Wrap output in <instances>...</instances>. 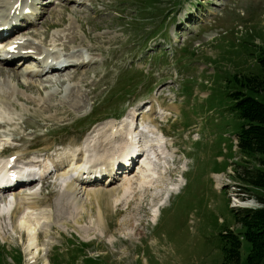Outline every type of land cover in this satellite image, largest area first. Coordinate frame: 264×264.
I'll use <instances>...</instances> for the list:
<instances>
[{
	"label": "rangeland",
	"instance_id": "obj_1",
	"mask_svg": "<svg viewBox=\"0 0 264 264\" xmlns=\"http://www.w3.org/2000/svg\"><path fill=\"white\" fill-rule=\"evenodd\" d=\"M7 1L17 2L8 10L21 16L22 2L0 0V17H10L3 8ZM36 9L10 37L27 39L23 44L37 50L30 47L33 55L15 66L0 62V71L5 70L0 111L1 103L7 108L0 113V139L13 141L3 156L67 158L77 147L88 148L97 126L118 127L136 110L138 128L156 126L176 162L159 167L155 187L126 197L119 176L104 200H67L62 184L74 174L72 165L58 174L62 178L47 180L41 192L40 185L26 186L23 194L37 193L35 201H26L36 209L17 205L10 227L8 218L1 219L0 264H45L46 259L49 264H221L222 235L241 230L232 209L257 207L255 196L261 194L245 180L258 168L264 171V155H246L236 147L242 122L230 94L240 88L236 78L243 81L260 71L255 56L264 49V0H42ZM37 14L42 16L35 21ZM65 47L69 54H63ZM57 51L85 62L25 79L27 71L38 69L39 52L57 58ZM3 87L12 97L4 96ZM151 107L157 111L154 123L145 118ZM90 151L96 154L91 166L97 167L124 149L99 156L97 149ZM133 164L131 177L139 174L136 160ZM217 175L223 179L220 186ZM103 182L94 189H103ZM171 184H180L173 195ZM17 192L1 193L0 206ZM235 198L239 204L232 208ZM160 202L165 205L155 222L152 212ZM22 217L28 224L14 231ZM29 225L36 228L31 235ZM34 237L37 254L35 246L28 248ZM250 249L244 241L242 263Z\"/></svg>",
	"mask_w": 264,
	"mask_h": 264
},
{
	"label": "bare ground",
	"instance_id": "obj_2",
	"mask_svg": "<svg viewBox=\"0 0 264 264\" xmlns=\"http://www.w3.org/2000/svg\"><path fill=\"white\" fill-rule=\"evenodd\" d=\"M16 3H17L16 1H12V3H11V1H7L5 3V6H3V8L5 10L10 11V17L6 21H4L5 15H3V17H0V29L2 28V30H4L3 32L6 31L8 34L2 40H4V39L7 40L8 36L11 34L12 31L17 30V29L20 30L28 24V19H27L28 16L25 15V13L23 11H22L23 12L22 15L19 16V14L17 13L18 10H8V9L13 8L16 5ZM20 5H22V4L20 3ZM22 7H23V5H22ZM20 14H21V12H20ZM29 22H30V24L32 23L31 21H29ZM0 32H2V31H0ZM21 32H23V31H21ZM45 40H46V38H45ZM24 42H27V39L23 40V38H20L18 41L14 42V43H20V45L17 48L13 47V49H12L11 44H13V43L8 41L9 45L5 46L6 47L5 52L4 53L0 52L1 64L2 65L7 64L9 66H11V65L15 66V64H19L21 62H26V59H29L28 56H30L32 54L31 53H23V52H28L30 47L31 48H34V47H32V46L28 47V46H25V44L21 45ZM2 43H1V46H2ZM32 45H35V43H32ZM34 49H36V48H34ZM34 49H32V50H34ZM54 49L59 50L56 47V45H55ZM68 49H69L68 47L63 48V51H62L63 54H69ZM55 54L58 55L57 58L54 57L52 53H49V55H47V56H41L42 54H41V52H39V54H37L38 55L37 57H40V59H41L39 61L40 62L39 69H43V70L42 71L37 70L36 72H34L33 69L29 70L24 74L25 79L29 80V79H34L36 77L41 78L42 76L52 75L57 71L63 72L66 69H68V67L70 65H72V63L73 64L75 63L72 66H77V65H82V63L85 62L83 60L80 61V64H79V62H73L72 61L73 58L71 59V58H69L70 56H64L59 51H57ZM4 72H5V70L0 71V75L3 76L5 74ZM17 77L18 76H14V79H18ZM59 81L63 82V80H59ZM5 83H7V82H5ZM48 84L49 85L53 84V81H51V79H49ZM8 86H9V88L12 89L13 94L15 95V90H13V87L10 85H8ZM25 87H29V86L27 84H25ZM3 88L5 89L4 90V92H5L4 96L5 97H12L10 95L11 90L6 89L5 87H3ZM3 88H2V90H3ZM29 88L33 89L35 87H33V85H32ZM19 89H21V88H19ZM0 92H3V91H1V88H0ZM1 102H3V101H1ZM1 106H2L3 110H1L0 113H4V111H7V108L6 109L4 108V107H6V105L4 103H1ZM135 111L133 110L132 112H130L125 117L123 122L120 123L121 125H119L118 127L115 124L106 125L104 127L97 126V129L93 132V133L96 132V136L94 137V139L92 138L93 140H91V138H89V140L86 141L87 146H88L87 149H93L94 148L95 150L96 149L98 150L97 156H99L100 153L107 154V153L114 151L115 149L119 150V149L123 148L124 149L123 153L120 156H117L115 158V160H107L106 162L103 161L102 164H99V165L94 164L95 166H97V167H94L91 165H93L92 160L94 159L95 156L89 154L88 150L85 151L86 154H88V155L80 154L77 159H76L77 155L74 153L72 155H68L67 158L65 155H59V157H56V158L52 157L55 160L51 159L48 156L49 154L46 155V159H45V161H47L46 169L49 170L52 167H55V169L58 170L57 174L63 170L68 171L69 166L72 165V166H75V169L73 168L74 174H71V175H78L80 170L82 168H84V166H85L83 163L84 162L90 163L87 166V168H89V171H90L89 173L84 172L83 174H79V176L77 178H72L71 175L67 174L69 176L68 178H70V180H68V178L64 177L62 185L65 187V195L67 197V200H70L68 198H71L72 201L76 204L81 203L83 200L85 202H90L93 200H96V201L104 200L105 194L112 191V190H110L111 187H108V183L106 186L103 185V183H102L103 186H101V187H103V189H98V190L96 189L95 190L94 188L95 187L98 188V185H96V184H99L97 182L103 180V176H104L103 173H105V172H107L108 176H111V177L114 174H118L117 176L118 177L120 176L121 179L125 181V184L122 186V191H120V193L124 191V194H122V197H126L128 194H133V191L135 189L142 190V189L153 186L154 185L153 183H155V177H157V175L159 176V172H158V169H160L159 167H161L163 164L166 166L167 162H168V166H171L172 163L174 164L176 162L175 158H172L171 155L168 154V146H170V145L167 144L166 136L164 134L163 135L160 134L159 131H157L153 128H152L153 129L152 130L150 128V125L145 126V127H148L147 128L148 132H151V135H153L154 137L149 138L148 136L144 135L141 131L138 130L137 120H136L137 119L136 116L138 114ZM168 111H169V109H168ZM160 112H161L160 113L161 116H163L165 110L160 109ZM147 113H151V114L149 116H146L145 118L150 119L151 120L150 123H154L153 122L154 119H152L153 118L152 116L157 114V111L155 109L152 110V107H151L148 109ZM6 114H7V112H6ZM8 119H9V116H8ZM161 120H162V122H164L162 118H161ZM130 123H131V125H129ZM133 124H136L134 129H133ZM144 140H145V142H143ZM9 141L11 143L13 142L12 140H9ZM93 142H94V144H93ZM124 143H126V146L123 147ZM8 150H11V148L6 149L4 151H0L1 152L0 153V165H2V164L3 165L4 164L13 165L14 163H16V165H17L21 159H25L27 157V155H24V154L14 153L13 155H8V156L5 154L6 157L3 158L4 152H6ZM139 151H142V155H140L142 160L141 159L138 160V165L139 164L140 165L139 166L137 165L138 166L137 170H138L139 174H138V176L131 177V173L128 174V172L131 171V166L133 164L132 161L134 160L135 157L138 156V154L140 153ZM73 152L78 153L79 150L76 149V151L73 150ZM71 158H73V159H71ZM87 159H88V161H87ZM104 159L106 160L108 158H102V160H104ZM98 161L99 160H97V163H98ZM117 162H119V164H115ZM26 165H27L28 170L32 169V166L29 163H26ZM69 171H71V170H69ZM91 171H92V173H91ZM134 171H135V169H134ZM54 174H56V173H54ZM85 174H87L88 176H85ZM121 174H123V175H121ZM101 175H102V177H100ZM94 176H96V177H94ZM60 177L58 176L57 179ZM118 177H116V178L118 179ZM215 178L218 182V185L220 186V184L222 183L221 181L223 180L222 176L217 175ZM82 179L84 181H81ZM115 181L116 180H112L109 183V185L112 183L115 184ZM106 187H108V188H106ZM154 187H155V185H154ZM150 189H152V188H150ZM9 190L10 189L6 188L1 193L7 194L5 192H10ZM25 190H24V188H20L18 190L17 194H13L12 195L13 200L11 201L12 203H10V204L7 202L2 203L3 204L2 207L0 206V222H1V219H5V218L7 219L8 218L9 227H10V224L12 223L13 217L16 213L15 210L17 209V205H19V204H23L29 210L30 209H34V210L36 209V205H33V203H27L26 201L27 200L33 201L34 199H36L37 193L29 192L30 194L29 193L23 194L22 192H24ZM174 190L175 191L180 190V184L176 188H174L173 191ZM144 192H146V191H144ZM170 193L168 194V197H170V195H171ZM162 196H163V194H162ZM120 198H121V196H120ZM164 205H165L164 202H160L158 204V206H156L153 209V212L151 211L152 212L151 218L153 221H155V222L157 221L158 215L160 214L159 212L161 211V208L164 207ZM26 207H24V209H26ZM25 212H27V211H25ZM101 213L102 212L100 210L99 211V217L100 218H102ZM23 219H24V217H22V223L19 224V226H16V227L14 226L12 228L14 231H18V228H21L23 224H28L29 221H27V220L23 221ZM26 219H28V218H26ZM29 226H30L29 231L31 232L29 234L31 235L32 233H34L36 231V228H32L31 225H29ZM3 228H4V226H2L0 224V230H2ZM90 229L88 228V230H90ZM27 237H29V236L27 235ZM36 244H37L36 237H34L28 241V248L35 246V249L33 251H35V253L37 254L38 253L37 250L39 249V246H38V244L37 245ZM30 252H32V250H30ZM33 254H34V252H32V255ZM36 254H34V255H36ZM45 264H49L47 259H46Z\"/></svg>",
	"mask_w": 264,
	"mask_h": 264
},
{
	"label": "trees",
	"instance_id": "obj_3",
	"mask_svg": "<svg viewBox=\"0 0 264 264\" xmlns=\"http://www.w3.org/2000/svg\"><path fill=\"white\" fill-rule=\"evenodd\" d=\"M260 71L254 75L236 80L241 84L231 94L232 109L242 122L236 134L239 150L246 155H264V49L256 54ZM260 158V157H259ZM260 163L264 166V161ZM251 188L261 191L255 199L260 208H245L242 211L232 209L236 224L241 230L229 229L222 235L223 260L221 264H264V171L258 168L245 180ZM251 245L245 263L241 261L242 243Z\"/></svg>",
	"mask_w": 264,
	"mask_h": 264
}]
</instances>
